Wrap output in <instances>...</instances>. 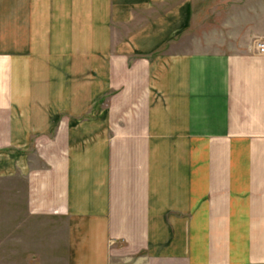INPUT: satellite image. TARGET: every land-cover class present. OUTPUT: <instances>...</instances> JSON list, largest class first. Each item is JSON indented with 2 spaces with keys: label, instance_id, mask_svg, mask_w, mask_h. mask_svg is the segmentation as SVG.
<instances>
[{
  "label": "crops",
  "instance_id": "obj_1",
  "mask_svg": "<svg viewBox=\"0 0 264 264\" xmlns=\"http://www.w3.org/2000/svg\"><path fill=\"white\" fill-rule=\"evenodd\" d=\"M234 1L198 38L205 1L0 0V264H264V0Z\"/></svg>",
  "mask_w": 264,
  "mask_h": 264
},
{
  "label": "rangeland",
  "instance_id": "obj_2",
  "mask_svg": "<svg viewBox=\"0 0 264 264\" xmlns=\"http://www.w3.org/2000/svg\"><path fill=\"white\" fill-rule=\"evenodd\" d=\"M198 1H199L197 2L198 5H202V3L205 1L204 3L205 6L203 10L202 7L200 6L197 11L195 31H194L195 37L199 38V35L203 32L210 33L211 35L218 33L219 30L217 29V27L220 26L219 25L220 23L221 24L227 23L228 25L232 23L231 27L234 33L241 31L240 28L242 26L238 25L237 22L234 21L236 17H239L237 15L241 14L240 9H238L239 4L237 5L234 0H198ZM212 25H215L216 28L212 27ZM194 50L215 51L216 47H213L212 44L210 43L205 45L197 44L195 45Z\"/></svg>",
  "mask_w": 264,
  "mask_h": 264
},
{
  "label": "built area",
  "instance_id": "obj_3",
  "mask_svg": "<svg viewBox=\"0 0 264 264\" xmlns=\"http://www.w3.org/2000/svg\"><path fill=\"white\" fill-rule=\"evenodd\" d=\"M259 47H260L261 52L264 53V45H259Z\"/></svg>",
  "mask_w": 264,
  "mask_h": 264
}]
</instances>
